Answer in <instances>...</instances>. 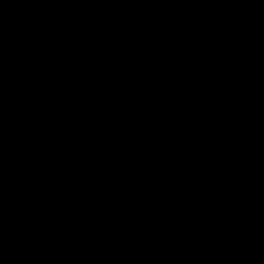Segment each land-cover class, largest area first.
I'll return each mask as SVG.
<instances>
[{"label":"water","instance_id":"obj_1","mask_svg":"<svg viewBox=\"0 0 264 264\" xmlns=\"http://www.w3.org/2000/svg\"><path fill=\"white\" fill-rule=\"evenodd\" d=\"M0 264H264V0H0Z\"/></svg>","mask_w":264,"mask_h":264}]
</instances>
